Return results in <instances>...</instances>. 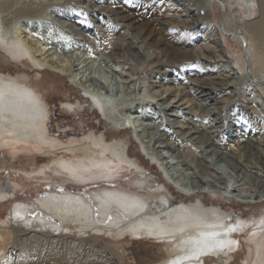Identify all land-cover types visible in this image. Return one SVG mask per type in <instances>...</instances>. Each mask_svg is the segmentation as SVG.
Returning a JSON list of instances; mask_svg holds the SVG:
<instances>
[{
    "label": "rangeland",
    "instance_id": "374dc122",
    "mask_svg": "<svg viewBox=\"0 0 264 264\" xmlns=\"http://www.w3.org/2000/svg\"><path fill=\"white\" fill-rule=\"evenodd\" d=\"M30 1H36L35 5H45L47 9L51 8L53 10V12L48 10L46 12L48 18L46 17L43 23L39 24L40 35L44 39H49V41L46 40L48 53L54 55L59 61L64 60V63L76 69L84 79L90 80L93 77L98 80L103 87L102 90L105 96L115 102L114 106L117 112H124L133 124L128 128H116L96 111L89 112L88 108L76 109L75 111L69 110L68 104H75L78 101H81L85 107L89 104L88 99L82 98L83 94L76 86L61 74L48 69L41 70L28 57L19 60L12 52H6L1 47L0 78L15 84L26 85L39 93L49 109L46 128L49 137L52 139L58 140L67 146L90 143L92 147H96L94 140H103L107 145L114 147L116 144L121 143L126 148L129 159L135 161L139 168L130 166L127 162H123L120 168L117 158L106 151V154L108 153L107 155L112 156L115 160L114 167L116 171L114 172L116 175L112 179H97L78 183L75 180H70L67 172L61 171L54 165L57 158L62 157L71 162L76 159L78 153L75 155V153L67 150L56 152L48 146H45L43 150L39 148L36 150L28 145L0 148V195H6V197L0 198V227L8 228L10 226L8 229H12L13 225L23 227L26 219L36 218L38 221L41 220V223L37 222L36 226L26 228L29 232L44 233L43 220L45 226L46 224L56 227L60 225L62 227L63 225L62 228L69 233L68 236L82 239L87 243L89 242V244L96 243L100 249L106 250L110 256L114 255L115 257H113L118 264H160L168 259L166 250L174 245V242L161 243L153 238L148 239L147 236L131 237L130 235H133L130 230L131 226L135 225L140 219H144L143 217H128L119 228L118 226L112 227L109 223L110 216L104 219L98 214L99 223L85 229L80 227L74 217L63 220L56 218L52 213L46 211L39 201L50 197L52 194H65L68 196L72 194L87 198L97 206L95 197L92 196L94 193L105 190L127 192L148 202L149 207L145 210L147 212L145 217L149 222L163 215L159 200L161 198L168 199L166 205L171 203L170 209L181 205H196L201 202L208 209L215 208L219 210L225 214V217H234L233 222L243 221L248 224L245 231L233 238L238 242V247L230 252L229 260L223 258L225 263H219L217 259L214 260V258L207 256L206 262L201 264H264V246H262L260 259L257 251V244L261 245L264 241V230H262L264 226L258 228L252 223L255 221L258 224L261 219H264V203L246 204L228 198L221 193H218L217 196H200L201 198L199 196L186 197L176 187L178 181L191 186V184H196L195 181L199 183L207 179L205 177L215 174L220 177L223 176L225 183L228 186L230 185L231 188L236 185L234 188H237L238 191L246 192L250 188L253 189H250L251 192L256 190L255 193L264 191V107H261L260 99L253 93V86L247 85L240 79L239 75L234 71H230L234 74L231 90H225L220 88L219 85H215L216 87H210L211 90H204L202 94L200 91L201 87L204 88L203 85L197 82L194 83L190 78L189 63L194 60L156 65L157 67L150 64L147 66L142 57L140 59L136 57L139 46L133 42L123 21L119 20L121 18L112 9L111 3L113 0H23L22 3L28 4ZM225 1L228 3L231 13L229 30L232 33L238 29H243L245 21H254L260 15L258 5L254 3L255 0ZM169 2H166V0H153L152 4L157 9H160L161 6V11L164 10V6L167 4L166 7L169 8L167 11L171 13L176 7H170V5L176 2L172 1V4ZM214 14H216V21L219 23L224 11L215 7ZM1 15L7 17L8 14L1 13ZM6 19L3 18V21ZM70 25H75L81 30L73 31L69 27ZM83 30L87 31L84 32ZM224 37L228 54L237 60L241 70L244 71L243 48L233 38ZM51 40L52 43H50ZM104 42H109L110 47L100 48V44ZM129 47L133 48V52ZM106 54H111L112 58L108 59L109 56ZM103 61L108 64L109 73L100 71L106 65ZM136 83L143 87L141 92L147 99L143 103L134 102L129 104L130 99H137L134 89ZM195 91H197L196 94H194ZM187 92L192 93L194 97L191 99ZM182 99L183 102L187 99L192 101H189V103L185 101V104L181 101ZM192 102L196 103L193 104ZM122 104H125V106ZM200 104L201 106H199ZM252 104L254 105L253 109H251ZM119 106L122 108L118 109ZM256 107L258 109H255ZM196 112L197 114H195ZM149 121L158 125L151 124V126ZM246 124L251 125L253 129L245 131L244 126ZM153 127H155V130ZM156 127H158L157 130ZM138 132H141L140 135L144 139L152 141V148L154 147L158 153L165 157L169 165L167 175L158 165L159 162L149 159L137 139ZM202 133H205L204 141L200 140L202 139ZM248 135L254 136L256 141H260L255 146H258L257 149L254 148L255 150L253 149L249 155L253 164L252 173L245 172L238 165L239 163L233 165L225 157L227 147L231 148L230 146L235 143L238 137L244 138ZM190 138L192 141L189 140ZM96 148L101 149L100 146ZM190 152L197 155L198 158L202 156L196 159L190 157ZM201 162L206 166L204 170L200 167L199 163ZM234 167L237 168L234 169ZM57 171L60 173H57ZM9 197L11 199L8 201ZM17 204L31 205L30 210L25 213L24 221L12 218L11 210ZM29 213L35 215H29ZM115 214H117L116 210ZM162 220L164 225L172 227L173 223L170 219L163 216ZM253 233L255 234L253 235ZM11 238L13 236H6L3 240H0V252L5 246L4 244L8 243ZM118 245L127 248L128 252L125 257L117 255ZM56 264H67V261L58 259ZM70 264H75V262L71 261Z\"/></svg>",
    "mask_w": 264,
    "mask_h": 264
},
{
    "label": "bare ground",
    "instance_id": "6f19581e",
    "mask_svg": "<svg viewBox=\"0 0 264 264\" xmlns=\"http://www.w3.org/2000/svg\"><path fill=\"white\" fill-rule=\"evenodd\" d=\"M22 1L23 0H0L1 49L5 50L6 52H12L19 60L23 59L24 57H28L33 62V64L41 70L48 69L66 77L70 83H72L82 92V98H86L89 101V104L86 107L85 105H82L81 101H78L75 104H68L67 107L69 110L75 111L76 109L88 108L89 112L96 111L98 114L104 117L108 123L112 124L116 128H128L132 126L133 123L128 115H126L123 111V113H118L114 106L115 102L113 100L111 101L110 98L105 96V93L102 90L103 87L98 80L93 77L90 78V80L84 79V77H81L76 69L64 63V60L59 61L54 55L48 53V46L46 43L47 39H44L40 35L41 30L39 24L41 22L43 23V21L46 19V12L52 9H47L45 5H35L36 1H30L28 4L22 3ZM172 1L176 2L175 4L170 5V7H176L174 11H172L173 13H168L167 10H169V8L166 7V3V5L164 4L165 8L163 11H161V6L160 9H157L152 4L153 0H113L111 3L112 9L116 12L117 16L121 18L119 20L123 21L126 31L129 32L128 34H130L132 37L133 42L139 46L137 48L136 57L139 59L142 57L143 62L147 66H149V64L156 66L172 64L174 62H182L184 60H194L189 63L191 71L190 78L192 81H194V83L197 82L203 85L204 88L201 87L200 93H202L204 90H211L210 87H216L215 85H219L220 88L225 90L230 89L231 86H233L232 84L234 79V74L230 71H234L237 75H239L240 79L244 83L253 86V93L260 99L261 107H264V0H255L256 2H254L258 5L257 7L260 13L259 17L254 21H245L243 24V29H238L237 31L233 32V34L237 32V35L233 37V40L240 44V46L243 48V51L245 48L243 57V66L245 68V72L241 70L237 60L228 54V50L225 45L224 36L227 34H232V32L229 30L231 13L228 3H226L225 0ZM172 1L166 0V2L169 3ZM215 7L224 11V15L222 16V27L220 26V22L218 23L216 21V14H214ZM50 12H53V10ZM1 13H6L8 15L7 17H3L4 15H1ZM3 18H7L4 20L5 23H3ZM69 27H71L73 31L81 30V28L75 27V25H70ZM83 31L86 32L87 30ZM47 41H49V39ZM50 43H52V40ZM101 47L104 49L109 48L110 43L104 42L100 44V48ZM119 47L121 49V46ZM132 49L130 48V50L133 52ZM110 55H108V59L112 58ZM105 63V67H102L100 71L109 73V66L107 62ZM207 81L209 82L208 84ZM136 85L134 89L136 91L135 95L137 96V99H130L129 104L134 102H138V104L139 102L143 103L146 101L145 99H147V97H145V95H143L141 92L143 87L139 86L138 83H136ZM196 93L197 91L194 92V94ZM187 94L191 97V99L194 97V95H192L190 92H187ZM183 99L181 100L182 102ZM43 101L44 100L39 95V93L33 88H30L26 85L15 84L11 81H5L4 79L0 78V148L5 146L16 147L19 145H28L29 147L35 148L36 150L37 148L43 150L45 146H48L49 148L54 149L56 152L58 150H67L75 153V155L78 153L76 159L71 162L62 157L57 158L54 161V165H56L61 171L68 173L70 180H75L78 183L95 181L97 179H112L116 175L114 172L116 171L114 167L115 160L112 156L107 155L108 153L106 154V151L110 152V154L117 158L118 166L120 168L123 162H127L130 166H136V168H139L135 161L129 159V154L121 143L116 144L114 147L107 145L103 140H94V145L96 147H101V149L98 150L96 147H92L90 143H81L77 145L74 143L75 145L72 144L67 146L62 142L49 137L46 128L49 109ZM185 101L183 103H185ZM121 106H119L118 109ZM123 106H125V104ZM199 106H201V104ZM253 108L254 105L251 107V109ZM255 109L258 108L256 107ZM208 111L210 112V110ZM195 114H197V112ZM149 124L151 125L153 123H150L149 121ZM153 125L157 126L158 124L156 123ZM158 127H156V130ZM153 129L155 130V127H153ZM244 129L245 131H248L253 129V127L246 124ZM161 133L159 134L161 135ZM140 134L141 132H138L137 139L140 141L141 146L146 151L145 153L148 155L151 161L159 162L158 165L161 166L167 175V169L169 165L165 157L158 153L154 147L152 148V141L144 139ZM214 138L216 139V137ZM189 140H191V138ZM200 140H205V133H202V139ZM261 140H263V138H261ZM257 142L260 141H256L255 137L251 135L244 136V138L238 137L235 143L230 146L231 148L227 147L225 149V157L227 158L226 160L231 162L233 165L239 163L238 165H240L245 172L252 173L253 164L251 163L249 155L254 148L257 149L258 146L255 147ZM252 154L254 153L252 152ZM189 155L190 157H195L196 159H199L202 156L201 155L198 158L197 155H193L191 152ZM196 161L199 162L198 160ZM202 162L199 164L201 169L203 168L204 170L206 166H204ZM235 168L237 167H234V169ZM57 173L60 172L57 171ZM222 177L215 174L209 175L208 177H205L207 179L204 181L199 183L195 181L196 184H191V186L178 181L176 182V187L182 191L186 197H200L204 195L217 196L218 193H221L228 198H233L246 204L264 203V191L255 193L256 190L255 192L250 191L252 188L248 189L246 192L238 191L237 188H234L236 185L231 188L230 185L228 186V184L225 183ZM239 192L240 194H238ZM92 196L95 197L97 206L92 204L87 198L72 194L69 196L65 194H52L50 197L42 199L39 202L46 211L52 213L56 218L63 220L68 217H74L80 227L85 229L90 228L93 225L95 226L97 223H99V219L97 217L98 214L104 219L110 216L111 220H109V223L112 225V227L118 226L119 228H121V225H123V222L128 217H143L144 219H140L135 225L131 226L130 230L133 234L130 235L131 237L137 238L147 236L148 239L153 238L161 243L170 241L174 242V245L166 250L168 259L160 264H168L169 260L173 259L175 256L183 255L182 249H184L186 246L181 242L187 240L189 237L196 236L198 232L204 230L201 227H197L199 221L197 220L195 213L203 214L207 216L209 220L214 217L225 218V214L221 213L215 208L208 209L203 204H201V202H198L196 205H181L174 209H170L172 206L171 203L166 205L168 199L161 198L159 200L162 205L161 209L163 210V215L149 222L145 217L147 213L145 210L149 207V204L138 196H134L133 194L127 192L123 193L120 191L116 192L111 190L97 192ZM4 197H6V195H0V198ZM18 205L25 206V213L30 210L31 207L29 204L15 205L11 212L12 218L14 220H18L15 216ZM115 210L117 211V214H115ZM163 216L166 219H170V221H172V227L162 223ZM29 219L30 220L26 219L25 226L22 225L23 227L18 225H13L12 229H8L10 226L8 228L0 227V238H2L0 240H3V238L6 236H13V238H11L9 241L7 240L8 243H3L5 246L3 245L4 247L0 252V264H56L58 259L67 261V264H70L71 261L75 262V264H118L114 259V255L110 256L106 250L100 249L96 243L89 244V242L87 243V241L82 239L80 240L68 236L67 234L69 233L64 231L62 228L63 225L62 227L61 225L56 227L51 224H46L45 226L42 220V227L45 229L44 233L42 232L39 234L36 232H29L26 230V228H31L34 225L36 226L37 222L41 223V220L38 221L36 218ZM181 229H183V231H181ZM239 233H233L229 238L234 240L233 238ZM262 246H264V241L261 243V245L257 244L259 259L262 256ZM237 247L238 244L234 245L231 251ZM116 251L118 253L117 255L122 257H125L128 252L127 248L121 245H118ZM231 251L226 249L224 252H206L205 254L200 255L198 260L187 261L185 264L205 263L207 256L214 258V260L217 259V261L220 263L223 262V258H227L229 260L228 257L230 256Z\"/></svg>",
    "mask_w": 264,
    "mask_h": 264
},
{
    "label": "snow or ice",
    "instance_id": "6c2138e0",
    "mask_svg": "<svg viewBox=\"0 0 264 264\" xmlns=\"http://www.w3.org/2000/svg\"><path fill=\"white\" fill-rule=\"evenodd\" d=\"M61 191H63L61 189ZM25 206L18 205L15 216L19 221L25 220ZM29 215H35L29 213ZM199 221L197 227H201L202 231L198 232L196 236L189 237L187 240L182 241L186 247L182 249L183 255L175 256L169 260L168 264H185L187 261L198 260L200 255L206 252H224L226 249L231 251L233 246L238 242L230 239L233 233L243 232L248 224L243 221H234V217H214L211 220L203 214L195 213ZM111 219V217H109ZM227 222V224H226ZM256 227L264 226V219H261L258 224L252 222ZM264 230V229H262ZM183 231V229H181ZM255 233H253L254 235Z\"/></svg>",
    "mask_w": 264,
    "mask_h": 264
},
{
    "label": "water",
    "instance_id": "95a60500",
    "mask_svg": "<svg viewBox=\"0 0 264 264\" xmlns=\"http://www.w3.org/2000/svg\"><path fill=\"white\" fill-rule=\"evenodd\" d=\"M223 11V10H222ZM223 23V20L221 19L220 20V26L222 27V24ZM237 35V32L236 33H232V34H227V35H225V36H228V37H230V38H233L234 36H236ZM244 51H245V48H244ZM9 194V193H8ZM11 198L9 197V199H8V201L10 200ZM12 211V210H11Z\"/></svg>",
    "mask_w": 264,
    "mask_h": 264
}]
</instances>
